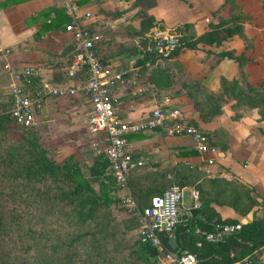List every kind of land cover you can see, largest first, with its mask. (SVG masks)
<instances>
[{
	"label": "crops",
	"instance_id": "1",
	"mask_svg": "<svg viewBox=\"0 0 264 264\" xmlns=\"http://www.w3.org/2000/svg\"><path fill=\"white\" fill-rule=\"evenodd\" d=\"M224 1L155 0V6L148 14L166 29L188 24V28L176 31L177 35L197 38L209 31L210 22L219 24L218 18H211ZM67 3L68 0H0V48L11 50L9 63L13 69H34L36 83L48 81L76 89L83 81H57L58 73L68 71L72 46L65 29L71 21ZM133 3L134 0L76 1L80 14L91 13V17L82 20L97 42L103 40V31L118 39L128 26L138 30L139 19L135 18L138 9L132 7ZM235 3L251 18L244 26V34L252 41V48H247L238 36H232L218 45L199 44L197 50L184 49L174 57L171 55L142 65L136 63L137 59L125 63L117 56L110 62L115 72L123 73V83L115 84L111 89L115 110L123 121L145 119L156 105L168 98L172 106L182 109L189 122L214 142L215 148L226 146L209 166L205 161L207 157L198 153L190 137L170 136L163 129L128 134L126 140L133 159L145 162L143 167L131 172L128 182L129 192L138 206H147L151 197L162 194L169 185H175L172 179L179 166L192 168L196 165L206 170L207 176L217 174L225 180H238L254 191L256 206L245 216L228 206L213 204L211 207L221 219L247 224L264 217V121H260L258 110L235 108L232 100H224L219 104L220 113L208 116V111L213 112L218 105L223 80L241 79L244 74V81L251 85L264 81L263 5L261 0H235ZM217 16L225 22L229 17V6H224ZM227 51L243 54L249 61L239 67L234 61L216 57ZM158 69L168 76L166 82L157 79L155 71ZM7 82V74L0 63V100L4 102L8 97L2 87ZM89 112L90 103L80 91L65 97H49L36 108V123L32 130L39 135L43 147L55 145L70 150L58 162L69 156L78 160V147L85 141L82 136L85 132L94 146L90 167L97 155H104L106 142L103 135L88 132ZM106 172L109 174L108 170ZM183 189L189 192V198L184 200L182 213L191 214L194 209L199 212V206H195L191 196L193 188ZM251 260L264 264V248Z\"/></svg>",
	"mask_w": 264,
	"mask_h": 264
},
{
	"label": "trees",
	"instance_id": "2",
	"mask_svg": "<svg viewBox=\"0 0 264 264\" xmlns=\"http://www.w3.org/2000/svg\"><path fill=\"white\" fill-rule=\"evenodd\" d=\"M155 4V0H134L132 7L138 9L135 18L139 19V28L134 30L128 26L122 32V36L132 37L130 48L136 49V63L139 65L171 55L174 57L184 49L197 50L199 44L218 45L232 36H238L247 48H252V41L244 34V26L251 18L242 13L235 0H225L212 14L211 19L218 18L219 24L210 22L208 32L197 38L179 37V46L165 57L148 52L149 35L154 28H163L148 14ZM224 6H229V17L225 22L217 16ZM189 26L183 24L171 31L177 34L176 31ZM104 44V38L96 41L95 50L102 63L110 65L116 53L104 54ZM125 47L126 44H122L121 49ZM72 53L71 46L68 71L58 73L57 81H85L83 69L70 73ZM216 57L234 61L239 67L249 61L234 51L221 52ZM155 73L159 81L166 82L168 76L164 71L158 69ZM244 78L241 74V79L221 82L218 105L213 112L208 111V116L220 113L221 101L232 100L235 108L257 109L260 121H264V81L251 85ZM10 110L9 101L0 100V264L157 262L159 252L156 248L143 243L138 235L136 241L127 237L137 230L135 216L123 221L121 229L112 228L109 211L111 205L117 203L114 195L119 198V189L112 174L106 172L108 161L105 155H97L93 164L84 170L72 156L62 162L53 160L40 144L39 135L32 131L33 127L23 129L27 132L21 141H12L7 135L9 124L13 123ZM208 142L215 147L209 137ZM218 149H226V146ZM194 171V167L179 166L175 179H172L181 188H193L198 193L199 202V212L184 217L183 223L177 226L174 251L195 254L197 264H234L245 258L251 259L264 248V217L241 224L238 232L221 243L207 242L195 234V230L211 232L216 226L237 224L236 220L221 219L211 206H228L245 216L256 206L253 189L238 180L195 174ZM168 241L169 238L163 239L165 247L170 249Z\"/></svg>",
	"mask_w": 264,
	"mask_h": 264
},
{
	"label": "built area",
	"instance_id": "3",
	"mask_svg": "<svg viewBox=\"0 0 264 264\" xmlns=\"http://www.w3.org/2000/svg\"><path fill=\"white\" fill-rule=\"evenodd\" d=\"M76 1L68 0L67 9L71 21L65 29L71 37L73 48L70 73L82 69L85 71L86 79L80 87L73 89L48 81L36 83L37 72L34 69H13L9 63L11 50L0 48V63L8 77V82L2 88L11 105L13 124L21 129H29L36 123V108L44 99L65 97L80 91L90 103L87 130L105 138L103 153L108 161L107 170L119 189L121 207L137 218L136 231L141 241L157 249L160 264H197L195 254H179L163 243L164 238L174 235L177 226L183 223V218L191 215L189 212L182 213L184 189L172 185L163 194L151 197L146 207L139 208L129 192L128 182L131 172L143 167L145 162L133 159L126 136L130 133L163 129L170 136L190 137L198 153L207 157L205 161L209 166L215 163V156L219 155V151L209 144L208 137L199 128L189 123L182 109L172 106L168 98L156 105L141 121L125 122L120 118L113 104L111 89L115 84L123 83V73L115 72L111 65L104 64L99 59L95 50L97 39L82 20L91 17V13L80 14ZM149 36L151 42L148 52L153 51L165 57L179 46V36L171 29L156 27ZM191 196L198 207V193L193 190ZM240 229V223L225 224L216 226L211 232L196 229L195 234L207 242L221 243ZM236 263L259 264L250 258Z\"/></svg>",
	"mask_w": 264,
	"mask_h": 264
},
{
	"label": "rangeland",
	"instance_id": "4",
	"mask_svg": "<svg viewBox=\"0 0 264 264\" xmlns=\"http://www.w3.org/2000/svg\"><path fill=\"white\" fill-rule=\"evenodd\" d=\"M261 3H262L263 8H264V0H261ZM107 33L108 32H104V31L102 33L104 36V39H105V44L102 48V52L104 54L107 53L109 55L112 53H116V56L118 57V59L123 60L125 63H127L129 60H136L137 59L136 49L133 50L130 48L132 46V44H131L132 43L131 42L132 37L131 36H127V37L120 36V37H118V39H116V38H111V35L110 34L107 35ZM129 37H131V38H129ZM122 44H126L125 49H121ZM119 51H121V54L118 53ZM33 127H35V126H33ZM32 131L36 132L34 130H32ZM26 132L27 131L15 126L13 123H10L7 135H8L10 140L15 141V142H19L23 139L24 133H26ZM82 136L85 137V141L83 140L81 143V146L78 147L80 150L78 149L79 152H77V158H78L77 161L79 162L81 167L85 170V168L87 169L89 167V165L92 163V158L94 156V154H93L94 153V150H93L94 146L92 145V140H90L91 138L88 137L87 135H85V132L82 133ZM71 142L72 141H70L69 143H71ZM43 148L47 149V151L49 152V156L52 159H54L53 157H55V160L57 162H58V160H61L63 157H65L67 155V153L70 151V150H68V148H66L64 146L55 147V145L54 146L45 145ZM75 148H77V147H75ZM56 150H57V152H55ZM197 167L198 166H196V165L194 166L195 174L201 173L202 175H206V173H207L206 170H203V169L199 170V167L198 168ZM197 169L199 170L198 172H197ZM215 175L217 176V174H215ZM172 185L173 184L169 185L168 188ZM93 187L96 190L98 189L96 185H94ZM114 197L117 200V203L111 205L110 211H109V219H111V221H112V228L117 227V228L121 229L122 224H123L122 222L125 220H128L131 217V215L126 213L124 211V209L121 207L119 198H117L116 195H114ZM188 198H189V192L185 191L184 192V198H183V205H184V200L187 201ZM127 237L136 241L137 240L136 239L137 231L135 230V231L129 233L127 235ZM152 264H160V262L159 261L156 262L155 260H153Z\"/></svg>",
	"mask_w": 264,
	"mask_h": 264
},
{
	"label": "water",
	"instance_id": "5",
	"mask_svg": "<svg viewBox=\"0 0 264 264\" xmlns=\"http://www.w3.org/2000/svg\"><path fill=\"white\" fill-rule=\"evenodd\" d=\"M197 211H198L197 209H194V210L191 211V214H193V213H195V212H197ZM168 243H169L170 248H171L172 250H175L176 247H177L176 236L173 235L171 238H169Z\"/></svg>",
	"mask_w": 264,
	"mask_h": 264
}]
</instances>
